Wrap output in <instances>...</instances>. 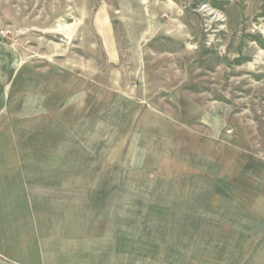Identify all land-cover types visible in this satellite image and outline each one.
<instances>
[{
    "label": "rangeland",
    "instance_id": "obj_1",
    "mask_svg": "<svg viewBox=\"0 0 264 264\" xmlns=\"http://www.w3.org/2000/svg\"><path fill=\"white\" fill-rule=\"evenodd\" d=\"M0 39L16 48L17 64L95 71L96 126L108 121L113 139L104 163L126 166L129 180L146 188L173 181L187 195L182 186L193 181L215 186L216 173L205 170L222 163L229 173L217 174L220 196L230 176L239 195L255 184L256 193L264 192V0H0ZM118 95L136 102L123 116L113 113ZM6 102L0 150L23 149L25 138L34 143L41 134L55 138V125L41 133ZM60 128L65 138L74 136L73 125ZM124 132L121 150L115 139ZM232 143L239 152L226 147ZM65 152H71L67 141ZM96 156H80V164H102ZM59 161L48 157V164ZM63 163L79 162L67 156ZM111 176L118 180L120 173ZM0 264H11L7 253L0 252Z\"/></svg>",
    "mask_w": 264,
    "mask_h": 264
},
{
    "label": "crops",
    "instance_id": "obj_2",
    "mask_svg": "<svg viewBox=\"0 0 264 264\" xmlns=\"http://www.w3.org/2000/svg\"><path fill=\"white\" fill-rule=\"evenodd\" d=\"M96 89L93 69L17 64L16 48L0 39V105L6 100L13 116L39 124L41 133L42 126L55 125L57 133L34 143L25 138L23 149L0 150V230L7 229L0 233V252L11 264H264V192L256 193L255 184L239 195L230 176L222 179L220 196L217 174L229 173L222 163L205 170L216 173L215 186L193 181L182 186L187 195L173 181L146 188L144 181L129 180L126 166L104 163L113 155V139L108 121L96 126ZM115 99L113 113L120 116L136 103L125 95ZM69 124L71 139L60 128ZM123 134L115 139L121 150L128 142ZM226 147L239 152L234 143ZM96 155L102 164H80V156ZM49 156L61 163L48 164ZM67 156L79 163H63ZM112 172L120 178L112 180Z\"/></svg>",
    "mask_w": 264,
    "mask_h": 264
},
{
    "label": "built area",
    "instance_id": "obj_3",
    "mask_svg": "<svg viewBox=\"0 0 264 264\" xmlns=\"http://www.w3.org/2000/svg\"><path fill=\"white\" fill-rule=\"evenodd\" d=\"M9 32H10V30L2 31L3 34H7Z\"/></svg>",
    "mask_w": 264,
    "mask_h": 264
}]
</instances>
